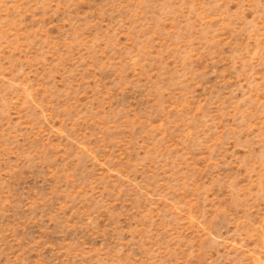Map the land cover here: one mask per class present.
<instances>
[{"label": "rangeland", "instance_id": "374dc122", "mask_svg": "<svg viewBox=\"0 0 264 264\" xmlns=\"http://www.w3.org/2000/svg\"><path fill=\"white\" fill-rule=\"evenodd\" d=\"M0 264H264V0H0Z\"/></svg>", "mask_w": 264, "mask_h": 264}]
</instances>
